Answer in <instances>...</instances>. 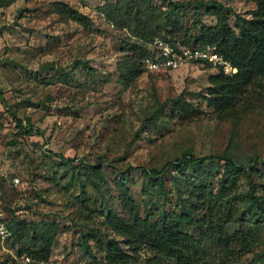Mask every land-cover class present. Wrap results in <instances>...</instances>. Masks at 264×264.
<instances>
[{
    "label": "rangeland",
    "instance_id": "374dc122",
    "mask_svg": "<svg viewBox=\"0 0 264 264\" xmlns=\"http://www.w3.org/2000/svg\"><path fill=\"white\" fill-rule=\"evenodd\" d=\"M169 1L176 3L174 11L184 28L168 36L179 43L198 35L202 24L217 22L212 11L199 5L209 0L148 2L166 9ZM215 1L230 7L232 18L250 16L248 12L256 7L253 1ZM58 2H67L89 15L92 26L86 28L62 17L57 12ZM104 2L0 0V217L6 224L14 216L32 226L33 221L61 223L49 261L41 264H103L96 261L106 253L93 238L88 241L97 260L80 243L81 229L75 223L79 219L73 221L72 217L79 216L81 204L102 209L105 204L101 203L106 202L124 214L126 196H130L143 214L150 208L146 201L151 195L160 209L173 211L177 194L170 189L177 174L183 175V183L188 176H200L216 191L226 161L208 158L203 166L180 167L176 158L187 150L199 157L229 148L240 165L257 154L251 178L258 192L264 193V100L237 121L218 117L204 96L215 69L198 62L162 72L147 70L144 56L150 51L149 40L109 19L99 9ZM127 55L140 60L143 72L125 83L120 75ZM60 155L74 158V162H63ZM81 159L100 162L112 195L102 199L107 183L91 181L94 178L85 175V166L75 164ZM170 162V171L163 172L169 198L164 206L161 202L166 194L148 186L144 167L160 168ZM72 174L78 179H72ZM249 182L247 175L240 173L235 183L245 190ZM83 185L92 198L83 194ZM185 189L181 190L187 193ZM235 203L241 205L238 200ZM106 210L97 209L90 227L106 229ZM240 221L227 223L229 232L241 224L255 243L250 251L232 257V264H249L264 247V220L256 222L247 213ZM187 230L197 238L204 237L196 226ZM105 232L100 236L106 241ZM204 240L206 244L208 238ZM27 247V239L14 240L11 234L0 237V264H35L23 259ZM140 252L137 263L150 264V251L143 248Z\"/></svg>",
    "mask_w": 264,
    "mask_h": 264
},
{
    "label": "trees",
    "instance_id": "16d2710c",
    "mask_svg": "<svg viewBox=\"0 0 264 264\" xmlns=\"http://www.w3.org/2000/svg\"><path fill=\"white\" fill-rule=\"evenodd\" d=\"M148 1L105 0L99 9L117 25L131 27L132 34L149 40V43L156 38L178 42L172 36H168L184 28L174 11L176 3L169 1L166 9H159ZM245 1L255 2L256 7L248 12L250 16L237 14L234 18L230 13L231 8L222 2L215 0L199 2L200 6L205 5L217 16V22L210 25L202 24L198 35L180 41L181 44L195 47L214 44L217 51L238 68L233 73H226L221 69L211 73L210 85L204 95L208 105L218 117L234 121L239 120L255 103L264 100V0ZM56 8L62 17L78 21L86 28L92 26L89 15L67 2L56 3ZM125 59L121 64L123 72L120 79L128 83L135 80L143 71L142 63L134 55H127ZM79 62L88 61L78 60ZM60 156L63 162H74V158ZM208 158L212 162L226 161L227 168L220 177L216 191L211 188L212 185L208 180L204 181L200 176H188L183 183V180H180L183 175L177 174L172 179L174 187L170 189L171 193L177 194L173 211L164 207L160 209L159 202L153 200L151 195L146 201L150 208L145 209L143 214L140 206L133 202L130 196H126L128 201L124 214L118 213L106 202H102L101 206L105 204L102 209L104 207L107 209L104 217L108 226L103 230L106 231L104 233L107 236L106 241L100 236L103 232L100 227L89 225L93 223L97 209L98 211L102 209L81 204L77 208L79 216L72 215V219L73 221L75 218L79 219V222L75 220V223L81 229L80 243L83 248L97 260L98 257L93 253V247L88 241L90 237L93 238L99 249L106 253L104 258L96 261L103 264H138V255L143 248L150 251L148 257L150 264H232V257L250 251L255 239L250 231L241 227V224L230 233L228 229L230 225L227 223L240 221L247 213L249 217L255 218L256 222L264 220V193L258 192L257 184L251 178L259 159L256 154L249 159V163L240 165L235 161L236 157L229 148L220 153L199 157L194 156L192 150H187L176 159L180 167L185 165L194 167L203 166ZM80 163L86 168L85 175L94 178L91 181L107 183L106 191H101L102 199L105 200L106 194L112 195L108 178L100 162H89L88 159L75 162L76 165ZM171 164L173 162L165 163L160 168L144 167L148 186L158 194H166L164 201L161 202L164 206L169 198L163 172L170 171ZM240 173L250 179L248 189L243 190L235 183ZM71 178L78 179L73 174ZM94 185L98 188L97 184ZM231 186H235L236 189L231 191ZM81 187L83 194L92 198L87 194L85 185ZM183 187L186 188L187 193L181 190ZM120 197L125 200L121 194ZM228 197L233 201H229ZM237 200L241 205L235 203ZM81 202L85 203V198L81 199ZM152 209L159 210V213L155 215ZM32 223L34 226L26 219L14 216L11 223H7V227L12 231L11 236L14 240L27 239L28 254L24 257L29 256L30 261L35 264L46 263L49 261L54 239L63 226L57 221ZM82 224H86L89 228L86 229ZM194 226L198 228L203 238H197L187 230ZM205 237L208 238L206 244ZM122 240L129 249L122 245ZM22 252L23 250H20L18 253ZM263 261L264 247L262 252L253 255L249 264H260Z\"/></svg>",
    "mask_w": 264,
    "mask_h": 264
},
{
    "label": "built area",
    "instance_id": "2783aa9c",
    "mask_svg": "<svg viewBox=\"0 0 264 264\" xmlns=\"http://www.w3.org/2000/svg\"><path fill=\"white\" fill-rule=\"evenodd\" d=\"M150 44V51L144 56L145 68L150 71L162 72L198 62L210 65L215 71L221 69L226 73H233L238 70L217 51L214 44L195 47L162 38H156ZM10 234L7 224L0 217V237L6 238ZM24 260L30 261L31 258L25 256Z\"/></svg>",
    "mask_w": 264,
    "mask_h": 264
}]
</instances>
